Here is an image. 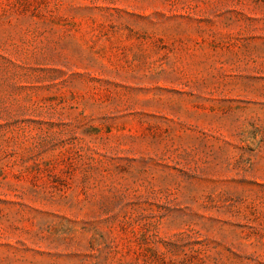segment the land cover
I'll return each instance as SVG.
<instances>
[{
    "label": "rangeland",
    "instance_id": "obj_1",
    "mask_svg": "<svg viewBox=\"0 0 264 264\" xmlns=\"http://www.w3.org/2000/svg\"><path fill=\"white\" fill-rule=\"evenodd\" d=\"M0 264H264V0H0Z\"/></svg>",
    "mask_w": 264,
    "mask_h": 264
}]
</instances>
